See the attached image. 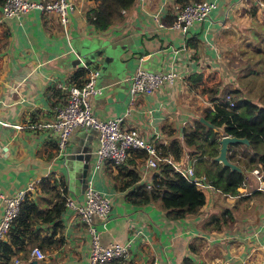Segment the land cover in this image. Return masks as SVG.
Listing matches in <instances>:
<instances>
[{
	"label": "crops",
	"instance_id": "crops-1",
	"mask_svg": "<svg viewBox=\"0 0 264 264\" xmlns=\"http://www.w3.org/2000/svg\"><path fill=\"white\" fill-rule=\"evenodd\" d=\"M67 1L71 4L67 37L54 15L46 16L36 8L18 19L0 18L1 190L11 195L28 181L37 180L27 198L46 208L51 199L39 190L40 179L62 182L66 194L77 202L84 197L85 179L90 180L111 202L104 225L96 218L92 220L100 242H128L126 257L109 264H264L263 182L251 170L244 171L237 194L200 188L204 202L197 210L169 218L159 198L136 204L127 195L137 184L149 182L153 169L143 166V158L129 152L119 166L106 160L95 167L96 134L90 127L74 128L60 153L53 133L33 127L48 119L52 104L61 100L55 84L82 82L88 73L84 66L91 68L93 64L98 72L94 84L100 88L99 93L87 98L93 115L98 119L122 116L123 128H134L157 144L166 142L169 129L171 135L181 136L183 126L201 116L198 106L203 109L210 105L199 89L202 85L215 83L218 91L237 89L241 97L264 103V7H259L256 0H207L214 4L208 16L182 34L167 25L174 6L190 0H125L121 17L103 30L86 19V11L95 0ZM84 39L107 45L120 65L118 77L106 75L109 68L101 65V56L88 65L78 60V47ZM235 41L261 47L255 49V63L260 66L262 81L257 74L248 75L250 64H244L243 73H237L243 67L236 57L240 58L246 48L234 52ZM137 65L152 71L173 69L180 79L137 96L128 106L127 81ZM80 67L84 72L75 74ZM195 74L194 80L198 78L199 83L191 84ZM200 93L206 99L198 96ZM243 145L233 146V150ZM179 159L191 167L195 160L185 151ZM131 169L137 176L134 181L128 174ZM59 220L60 227L54 231L50 224H41L39 236L53 231V243L39 247L43 258L31 256L28 250L24 258L20 253L13 255L12 261L87 264L90 234L86 226L66 207ZM8 240L6 235L2 241Z\"/></svg>",
	"mask_w": 264,
	"mask_h": 264
},
{
	"label": "trees",
	"instance_id": "trees-1",
	"mask_svg": "<svg viewBox=\"0 0 264 264\" xmlns=\"http://www.w3.org/2000/svg\"><path fill=\"white\" fill-rule=\"evenodd\" d=\"M3 1L0 0V5ZM124 1L95 0V5L86 11L87 21L98 30L105 29L112 21L121 17V10L126 6ZM191 46L195 48L194 43ZM82 68L75 71V74L83 73L85 68ZM195 77L196 74L191 76V84L199 83L198 78L194 80ZM201 92L207 94L210 106L204 107L200 115L212 126L193 118L183 126L181 136L171 135L169 129L166 142L158 143L156 147L161 154H169L174 160H178L184 151L189 158L193 156L194 176L202 178L212 189L220 193L237 194V187L244 179V171L252 168H257L261 173L264 190V103L256 104L248 98L241 97L237 89L226 88L217 94L215 89L203 87ZM225 95L232 101L229 108H226L229 100H225ZM219 133L245 138V146L242 148L233 150V146L242 143L236 141L228 143L225 151L226 159L240 170L230 168L215 159L218 154ZM185 147L188 149L185 150ZM130 152L137 157H144V152L140 149H130ZM128 174L131 181L137 179L132 169ZM58 185L64 184L49 180L48 177L40 179L39 190L51 199L49 207H38L36 200L27 198L28 195L20 202L17 214L7 232L8 242L0 241V264H10L11 257L17 253L24 258L32 246L39 248L53 243L51 235L54 229L60 227L59 217L64 208ZM127 195L136 204L159 198L165 215L169 218H175L185 212H194L204 202L201 189L162 160L157 162L149 182L137 184ZM42 223L50 224L53 230L47 236H39Z\"/></svg>",
	"mask_w": 264,
	"mask_h": 264
},
{
	"label": "built area",
	"instance_id": "built-area-1",
	"mask_svg": "<svg viewBox=\"0 0 264 264\" xmlns=\"http://www.w3.org/2000/svg\"><path fill=\"white\" fill-rule=\"evenodd\" d=\"M256 2L259 7H264V0H256ZM213 6V2L207 0H190L176 4L173 18L167 26L184 34L194 23L202 22ZM34 8L46 16L54 15L61 32L67 37V12L71 9V4L67 0H4L0 5V18L18 19L25 12ZM152 17L159 26H162L157 14H153ZM96 74V69L92 68L80 83H56V87L60 89L62 94L61 100L52 104L51 116L48 119L33 124L35 129L54 134L58 153L64 149L68 135L74 128L90 127L96 134V146L93 151V165L95 167L106 160L113 165L120 164L126 159L130 149H140L144 152L143 166L145 168L154 170L157 162L162 160L169 163L174 171L179 172L188 181H192L197 187L211 188L202 178L201 180L200 177L197 179L194 176L192 167L187 165V162L183 164L180 159L174 160L169 154H161L159 148L156 147L157 143L147 140L136 129L123 128L120 125L122 116L107 119H98L94 116L87 98L88 95L100 92V88L94 84ZM179 79V74L173 69L152 71L137 65L127 81L128 106L134 104L137 96L149 94L161 84L173 83ZM225 100H229L226 107L229 108L232 101L228 95H225ZM223 135L229 134L220 133L219 136ZM251 172L258 180H262L261 173L257 168H252ZM37 184V180H30L24 187L17 189L11 195H6L0 188V202L2 203L0 241L6 237L20 202L29 192L35 190ZM65 189L64 185H58L64 207L69 208L84 223L90 234L87 264H109L112 260L125 258L128 253V242L110 241L102 244L99 240V231L93 226V218L104 225L108 216L111 202L107 194L94 188L90 180L87 179L83 191L84 197L80 202L68 196ZM29 254L39 259L45 256L44 252L37 246H32ZM17 262L18 259L15 258L11 264Z\"/></svg>",
	"mask_w": 264,
	"mask_h": 264
},
{
	"label": "water",
	"instance_id": "water-1",
	"mask_svg": "<svg viewBox=\"0 0 264 264\" xmlns=\"http://www.w3.org/2000/svg\"><path fill=\"white\" fill-rule=\"evenodd\" d=\"M77 49V48H76ZM78 60L82 61L81 63L84 65H88L90 63H93L97 56H101V65L102 66H108L109 70L106 74L109 78L118 77L120 73V65L118 63V60L113 57L114 54L110 53L107 49V45H103L101 43H98L96 41L90 40V39H84L81 41L78 47L77 51ZM80 58V59H79ZM87 71H89L91 68H96V64H93L90 68L88 66H84ZM97 71V69H96ZM98 73V72H97ZM198 121L208 125L212 126L211 123L207 122L204 118L199 116ZM246 142L245 138H239L232 135H223L218 137L219 147H218V154L215 156V159L223 164L228 165L230 168H236L237 170H240L238 166L235 164L229 162L225 157V151H226V145L228 143L232 142ZM82 150H85V148H81ZM198 179V177H196ZM87 179V178H86ZM86 179H85V186H86ZM201 179V178H200ZM202 180V179H201Z\"/></svg>",
	"mask_w": 264,
	"mask_h": 264
},
{
	"label": "rangeland",
	"instance_id": "rangeland-1",
	"mask_svg": "<svg viewBox=\"0 0 264 264\" xmlns=\"http://www.w3.org/2000/svg\"><path fill=\"white\" fill-rule=\"evenodd\" d=\"M245 47L246 48V50H244V51H242V52H240V54H241V57L240 58H238V57H236L237 58V64H239V62H242L241 64H240V66H241V68L243 67V66H245V65H247V64H250L249 66H248V69L250 70V73L248 74V75H251L252 73H254V74H257L258 76H259V79H258V81L260 82V81H262V76H261V74H260V66H259V64H257V63H255V60H256V58H257V54H258V52H257V50H255L256 48H261L258 44H252V42H249L248 41V43L246 44L244 41H242L241 43L239 42V41H235L234 42V46H233V51L234 52H236L237 50H236V48H240V47ZM237 53H238V51H237ZM233 58V57H232ZM245 64V65H244ZM240 68V69H241ZM259 70V71H258ZM239 72H244V67L241 69V71H237V73H239ZM238 76V75H237ZM254 82V81H253ZM263 83V82H262ZM217 84H215V83H212L211 85H202L199 89L201 90L203 87H205V88H211V89H215L217 92V94L221 91V90H223V89H220L219 91H218V88H217V86H216ZM198 96H200V97H202V98H205V97H203L202 96V94L200 93V95H198ZM206 97H207V94H206ZM206 99V98H205ZM206 105H207V103H206ZM205 105V106H206ZM198 109H199V112H200V114H201V111H200V109H202V107L201 106H198ZM220 134V133H219ZM185 149H187V147H185Z\"/></svg>",
	"mask_w": 264,
	"mask_h": 264
}]
</instances>
